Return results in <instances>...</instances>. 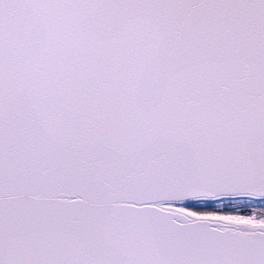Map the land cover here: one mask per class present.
Here are the masks:
<instances>
[{
  "label": "snow or ice",
  "instance_id": "obj_1",
  "mask_svg": "<svg viewBox=\"0 0 264 264\" xmlns=\"http://www.w3.org/2000/svg\"><path fill=\"white\" fill-rule=\"evenodd\" d=\"M0 264H264V0H0Z\"/></svg>",
  "mask_w": 264,
  "mask_h": 264
}]
</instances>
